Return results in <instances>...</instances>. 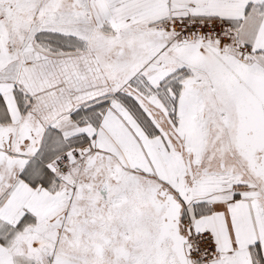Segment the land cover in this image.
Returning <instances> with one entry per match:
<instances>
[{
  "label": "snow or ice",
  "instance_id": "obj_1",
  "mask_svg": "<svg viewBox=\"0 0 264 264\" xmlns=\"http://www.w3.org/2000/svg\"><path fill=\"white\" fill-rule=\"evenodd\" d=\"M0 264H264V0H0Z\"/></svg>",
  "mask_w": 264,
  "mask_h": 264
}]
</instances>
